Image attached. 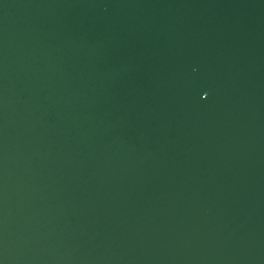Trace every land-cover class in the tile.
<instances>
[{
	"label": "water",
	"instance_id": "95a60500",
	"mask_svg": "<svg viewBox=\"0 0 264 264\" xmlns=\"http://www.w3.org/2000/svg\"><path fill=\"white\" fill-rule=\"evenodd\" d=\"M0 264H264V0H0Z\"/></svg>",
	"mask_w": 264,
	"mask_h": 264
}]
</instances>
